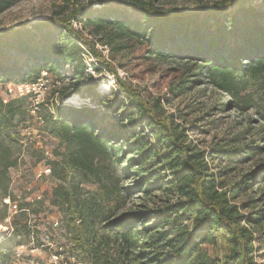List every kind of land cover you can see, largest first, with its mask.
<instances>
[{"label":"trees","instance_id":"trees-1","mask_svg":"<svg viewBox=\"0 0 264 264\" xmlns=\"http://www.w3.org/2000/svg\"><path fill=\"white\" fill-rule=\"evenodd\" d=\"M16 1L0 0V14ZM62 14L0 33V81L31 83L46 71L76 88H63L41 119L42 134L57 144L47 161L48 206L59 216L52 226L66 238L68 256L86 264H264V208L252 197L237 203L264 182V165L230 184L223 179L230 165L262 154L264 145L199 150L187 140L181 115L165 111L173 98L206 84L264 123V0L192 9L162 8L155 0H88ZM131 42L149 57L185 66L166 91L170 98L144 103L119 80L122 97L97 90L82 47L97 61L89 63L92 71L100 74L105 66L115 75L96 45L108 48L113 60ZM72 94L82 102H61ZM22 103H3L0 96V128H15ZM12 155L0 139V202H17L16 214L0 211V223L9 218L12 230L0 238V264L18 247L37 243L32 221L44 206L42 198L29 203L10 191L9 170L17 166ZM211 163L224 167L215 172ZM156 193L168 199L154 208L128 206L135 196ZM219 242L222 259L201 249Z\"/></svg>","mask_w":264,"mask_h":264},{"label":"rangeland","instance_id":"rangeland-1","mask_svg":"<svg viewBox=\"0 0 264 264\" xmlns=\"http://www.w3.org/2000/svg\"><path fill=\"white\" fill-rule=\"evenodd\" d=\"M87 1L17 0L9 9L0 14V33L22 25L28 26L31 23L55 16V13L59 12H63L62 17H66ZM216 1L220 0H155L156 5L162 8L176 7L180 9H192L201 4ZM129 14H132V11H129ZM86 38L92 39L89 36ZM129 46V50H125L115 56L113 60H109L108 48L96 45L106 61H110V67L115 70V75H117L108 72L105 66L100 74L91 70L89 74L92 80H98L97 90L108 95L113 92L122 97L125 90L117 84V80H119L125 84V87L139 93V97L144 103H149L154 98H161L163 101L170 98L171 95H167L166 91L170 85L176 84L183 77L185 66L149 57L145 53L144 46L139 43L131 42ZM92 63H97V61L93 59ZM63 72L67 77L69 69L65 68ZM13 84H15L13 81L7 84L0 81V96L4 97L8 85ZM65 87L70 90L76 89L68 78L59 80L55 75H48L47 91L41 98L39 111L35 114L30 112L33 95L18 98L19 101H23L24 114L16 119L15 128L9 131L0 128V139L12 149V157L17 158V166L9 170L10 191L20 196L21 199L31 198L34 195L44 199V206L41 208L39 216L32 221L34 227L39 231L37 243H29L28 246L11 252L6 264L79 263L76 259L73 260L68 256L69 245L62 232L53 230L52 223L59 220L55 210L48 206V195L53 183L51 178L42 172L48 168L47 161L53 160L52 151L57 144L42 134V124L39 119H42V116L48 111L47 107L51 102L58 101V93ZM68 99L64 103L77 105L82 102L81 98L75 94H72ZM165 111L181 115L179 123L188 129L187 140L199 150H208L223 145L235 147L250 146L252 143L259 146L264 145V123L252 111L238 112L230 105V98L227 95L206 84L194 86L177 98H173ZM259 165H264V152L244 162L230 165L229 172L223 179L227 184H230ZM211 166L215 172L224 167V165L219 166L215 163H211ZM263 193L264 182L254 184L246 196H241L237 203L245 201L247 197H252V199L258 200L256 206L264 208ZM166 199L168 196L162 193H156L150 197L138 195L129 201L128 206L145 205L148 208H154ZM5 204V199L1 200L0 211L6 209L9 214L10 206L6 204L5 207ZM252 210L250 206L244 213H250ZM16 218L18 219V217ZM10 224V221L0 223V227L5 229L4 236L12 233ZM201 249L219 259H222L225 253V248L220 242L217 246L203 244ZM59 253L62 254L58 255Z\"/></svg>","mask_w":264,"mask_h":264},{"label":"built area","instance_id":"built-area-1","mask_svg":"<svg viewBox=\"0 0 264 264\" xmlns=\"http://www.w3.org/2000/svg\"><path fill=\"white\" fill-rule=\"evenodd\" d=\"M73 26L77 29H79V26H77L75 23H73ZM82 49L84 50V53L82 54L83 58L85 59V62L87 63L88 70L87 72H91V68L89 63H92V58L90 57L89 53L87 52V50L82 47ZM47 82H48V74L46 71H42L38 78L36 79L35 82H31V83H26V84H13V85H8V87L6 88V92H5V96L2 97V101L3 103H7L10 99H18V98H22L25 97L27 95H33L34 98L31 101L32 105L30 107V112L31 114H35L37 111H39V106L41 105L40 103L42 102V96L45 94V92L47 91ZM64 102V101H62ZM40 123L42 124V120L39 119ZM42 172H44L45 175H49V167L47 169H44ZM20 197L18 196V199ZM41 197L40 196H36L34 195L31 198H27L26 201L31 203L34 200H40ZM5 203L10 206L9 207V214H16L17 213V202H14L11 204L10 200L8 198L5 199ZM5 221H9V218H7ZM58 223L57 221H54V225L56 226ZM19 248H23V247H18L16 250H20ZM57 259V258H56ZM74 260V259H73ZM77 264H82V263H77Z\"/></svg>","mask_w":264,"mask_h":264},{"label":"bare ground","instance_id":"bare-ground-1","mask_svg":"<svg viewBox=\"0 0 264 264\" xmlns=\"http://www.w3.org/2000/svg\"><path fill=\"white\" fill-rule=\"evenodd\" d=\"M5 229L3 227H0V237L4 234Z\"/></svg>","mask_w":264,"mask_h":264},{"label":"water","instance_id":"water-1","mask_svg":"<svg viewBox=\"0 0 264 264\" xmlns=\"http://www.w3.org/2000/svg\"><path fill=\"white\" fill-rule=\"evenodd\" d=\"M65 100L67 101V100H69V99H68V98H66V99H61V102H62V101H65Z\"/></svg>","mask_w":264,"mask_h":264}]
</instances>
